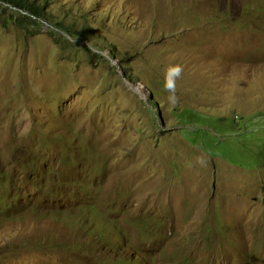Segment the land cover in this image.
<instances>
[{"label": "rangeland", "instance_id": "1", "mask_svg": "<svg viewBox=\"0 0 264 264\" xmlns=\"http://www.w3.org/2000/svg\"><path fill=\"white\" fill-rule=\"evenodd\" d=\"M47 10L88 27L87 39L46 21L33 33L0 23V264H89L105 239L141 264H264V0ZM172 64L183 68L175 104ZM183 108L208 118L184 121ZM55 160L90 185L94 205L33 185ZM59 208L67 214L51 217ZM142 222L153 239L138 240Z\"/></svg>", "mask_w": 264, "mask_h": 264}, {"label": "trees", "instance_id": "2", "mask_svg": "<svg viewBox=\"0 0 264 264\" xmlns=\"http://www.w3.org/2000/svg\"><path fill=\"white\" fill-rule=\"evenodd\" d=\"M50 3L51 0H0V23L4 24V26L13 23L16 26L23 28L25 31L33 33L36 28H39V26L42 25V21H46L52 25L54 29H57L59 33L62 32L72 38H82L86 40L88 27H70L62 20L53 21L51 17H49L47 10V5ZM11 7L14 10H10ZM50 34H53L54 36L56 32L50 31ZM59 36V40H61V42L68 43L65 35L59 34ZM95 54L100 56L98 53ZM126 78L134 83L137 80L129 73L126 74ZM148 102L153 106V109L157 108V103L153 98H150ZM191 110L192 109L190 108H183L181 113L182 120L184 119V121H189L193 116L197 122L205 123V120L208 118L206 114L204 115L201 112H196L194 110L190 112ZM40 141H42V139H40ZM24 151L29 153L27 150ZM58 162L59 160H55L52 163L47 164L45 167L35 170L36 174L33 176V185L36 187L37 184H40L51 189V196H48L50 200H61V198L66 195V197L71 200L70 205H94L95 194L90 188V185L79 179H66L64 175L60 174L58 168H56V164ZM42 171L46 172L41 176L40 173ZM3 178L4 176L2 175L0 179L1 190ZM63 184L67 185L65 186L66 190L62 196H59L58 190L63 188ZM17 196L19 197L21 195L19 194ZM67 212L68 209L59 208L57 211L51 210L49 213L51 217L60 219L66 215ZM137 230L138 240H142L145 235H148L153 239L156 232L154 227L150 226L146 222L139 223L137 225ZM44 247H48V245H44ZM98 248L99 251L97 255L94 260L89 259V264H108L110 257L111 264H141V259L134 253L125 251L126 245L118 239L111 241H108L107 239L102 240L101 244H98Z\"/></svg>", "mask_w": 264, "mask_h": 264}, {"label": "clouds", "instance_id": "3", "mask_svg": "<svg viewBox=\"0 0 264 264\" xmlns=\"http://www.w3.org/2000/svg\"><path fill=\"white\" fill-rule=\"evenodd\" d=\"M183 68L180 64H172L166 67L164 73V89L167 90V100L170 104H175L176 96V80L180 78Z\"/></svg>", "mask_w": 264, "mask_h": 264}, {"label": "water", "instance_id": "4", "mask_svg": "<svg viewBox=\"0 0 264 264\" xmlns=\"http://www.w3.org/2000/svg\"><path fill=\"white\" fill-rule=\"evenodd\" d=\"M134 89H135V90H137V88H136V87H135ZM147 100H148V98H147Z\"/></svg>", "mask_w": 264, "mask_h": 264}]
</instances>
